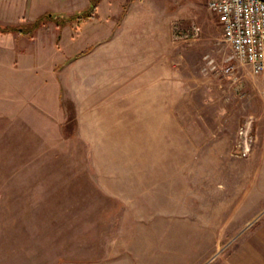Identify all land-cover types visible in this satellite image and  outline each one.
Masks as SVG:
<instances>
[{"label": "rangeland", "instance_id": "obj_1", "mask_svg": "<svg viewBox=\"0 0 264 264\" xmlns=\"http://www.w3.org/2000/svg\"><path fill=\"white\" fill-rule=\"evenodd\" d=\"M207 3L137 0L141 48L158 55L159 101L174 106H126L125 138L121 129L120 140L89 141L76 106H62L61 118L31 126L27 149L21 131L2 128L0 108V264H264V74L233 59ZM72 24L62 46L47 42L39 70L84 52L83 39L69 42ZM41 32L38 40L51 38ZM93 55L106 59V45ZM97 67L105 78L106 64ZM244 125L250 152L237 156ZM231 195L237 206H215Z\"/></svg>", "mask_w": 264, "mask_h": 264}, {"label": "crops", "instance_id": "obj_2", "mask_svg": "<svg viewBox=\"0 0 264 264\" xmlns=\"http://www.w3.org/2000/svg\"><path fill=\"white\" fill-rule=\"evenodd\" d=\"M102 3H105L103 8ZM136 3L137 0H134L128 9H124L117 4V0H101L96 16L80 25L75 22L77 30L69 34L70 43L74 39H83L84 52L78 54L80 51L76 50L64 55V61L51 64L49 74L39 70L46 59L47 42L48 45L53 42L54 47L62 46L64 31L69 29L70 32L72 23L58 25L56 21L48 20L38 27L33 36L0 31V62L8 65V79L0 108L9 114V120L2 125V128L9 126L8 136L21 131V142L29 149L31 126L37 124L42 128L41 124L48 116L58 119L66 114L62 106H76L77 129L89 141L104 140H100L99 136L114 137L117 141L121 139L118 137L121 129L125 138L127 126H132L126 121V106H174V102L168 99L166 104L164 99L159 101L158 55L148 47L141 48L144 39L140 32L146 23V9L138 8ZM61 6L67 9H56ZM89 6L90 0H0V25L29 23L49 11L56 17L68 16ZM86 26L88 29L84 31ZM40 31L45 33L43 36L52 34L51 38L48 41L38 40ZM95 35L99 37L94 39ZM105 45L106 59L102 61L93 53ZM138 48H141L140 51ZM141 50L143 55L137 57L136 52ZM129 51L132 52L130 57L127 55ZM100 62L106 64L105 78L97 71ZM106 106L122 107L110 110V115H107ZM108 117H115V120L108 122ZM143 126L142 123L138 125V133ZM153 127L152 122L151 137H156L153 141H157L158 124L154 130ZM133 129H137V123ZM237 188L231 191H237ZM232 196L230 202H216L215 206H237V202H232L236 200Z\"/></svg>", "mask_w": 264, "mask_h": 264}, {"label": "built area", "instance_id": "obj_3", "mask_svg": "<svg viewBox=\"0 0 264 264\" xmlns=\"http://www.w3.org/2000/svg\"><path fill=\"white\" fill-rule=\"evenodd\" d=\"M208 9L215 15L222 41L232 50L233 59L246 65L252 74H264V0H208ZM228 64L224 72L234 69ZM236 155L250 152L246 127L241 126Z\"/></svg>", "mask_w": 264, "mask_h": 264}, {"label": "trees", "instance_id": "obj_4", "mask_svg": "<svg viewBox=\"0 0 264 264\" xmlns=\"http://www.w3.org/2000/svg\"><path fill=\"white\" fill-rule=\"evenodd\" d=\"M99 0H90V6L88 9L82 11L81 13H75L68 16H54V14L48 12L45 14L40 15L37 19L32 22L24 23L20 25H0V31L2 32H16L18 34H24L28 36H33L35 31L38 29L39 26L46 23L48 20L56 21L58 25H66L71 24L72 22H76L78 25L83 23L85 20L90 19L96 16V10L98 6Z\"/></svg>", "mask_w": 264, "mask_h": 264}]
</instances>
